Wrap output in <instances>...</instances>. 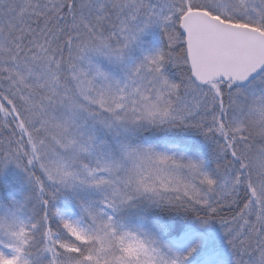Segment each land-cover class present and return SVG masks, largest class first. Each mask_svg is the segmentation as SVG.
Segmentation results:
<instances>
[{"label":"snow or ice","instance_id":"1","mask_svg":"<svg viewBox=\"0 0 264 264\" xmlns=\"http://www.w3.org/2000/svg\"><path fill=\"white\" fill-rule=\"evenodd\" d=\"M0 264H264V0H0Z\"/></svg>","mask_w":264,"mask_h":264}]
</instances>
